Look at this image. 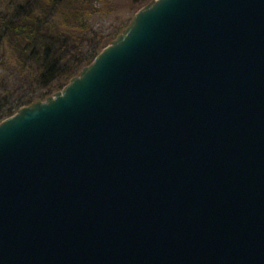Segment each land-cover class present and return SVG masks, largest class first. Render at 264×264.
<instances>
[{"label": "water", "instance_id": "obj_1", "mask_svg": "<svg viewBox=\"0 0 264 264\" xmlns=\"http://www.w3.org/2000/svg\"><path fill=\"white\" fill-rule=\"evenodd\" d=\"M0 264H264V0H151L0 120Z\"/></svg>", "mask_w": 264, "mask_h": 264}, {"label": "trees", "instance_id": "obj_2", "mask_svg": "<svg viewBox=\"0 0 264 264\" xmlns=\"http://www.w3.org/2000/svg\"><path fill=\"white\" fill-rule=\"evenodd\" d=\"M113 1L0 0V120L57 90L119 33L121 23L100 34Z\"/></svg>", "mask_w": 264, "mask_h": 264}, {"label": "rangeland", "instance_id": "obj_3", "mask_svg": "<svg viewBox=\"0 0 264 264\" xmlns=\"http://www.w3.org/2000/svg\"><path fill=\"white\" fill-rule=\"evenodd\" d=\"M113 1V0H112ZM151 0H114L113 3L115 5V8L113 9V11L105 13V15H101L99 16V21L102 22L101 23V30H103V32H100L101 35H103L104 33L106 34V32L108 30H110L112 28V26H115L117 24H123L124 26L121 28V30L129 23V21L131 20V18L133 17L134 13L141 8L143 5H145L146 3H148ZM101 5V4H100ZM97 17V16H96ZM101 17V18H100ZM120 30V31H121ZM119 31V32H120ZM117 35V34H116ZM98 37V34L96 35V38ZM115 38V37H114ZM113 38V39H114ZM110 42V41H109ZM108 42V43H109ZM106 43V45L108 44ZM104 45V46H106ZM78 73V72H77ZM76 73V74H77ZM75 74V75H76ZM74 76V75H73ZM69 80V79H68ZM67 80V81H68ZM66 81V82H67ZM64 85V84H63ZM62 85V86H63ZM59 87L57 90H53L51 91L49 94L45 95L44 97H42L39 100H43L46 96L51 95L53 92L55 91H59L61 88ZM37 101V100H36Z\"/></svg>", "mask_w": 264, "mask_h": 264}]
</instances>
